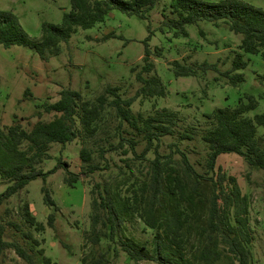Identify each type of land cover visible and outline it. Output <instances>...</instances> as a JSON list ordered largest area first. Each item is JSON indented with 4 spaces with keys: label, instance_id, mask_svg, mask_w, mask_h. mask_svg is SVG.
<instances>
[{
    "label": "trees",
    "instance_id": "16d2710c",
    "mask_svg": "<svg viewBox=\"0 0 264 264\" xmlns=\"http://www.w3.org/2000/svg\"><path fill=\"white\" fill-rule=\"evenodd\" d=\"M158 2L70 0L71 7L63 12L61 22H41L38 38L26 32L12 10L0 8V44L26 45L45 59L46 53L57 54L59 43L68 41L77 28L91 27L104 21L111 9L144 18ZM169 6L174 16L162 18L159 26L169 29L175 36H186L190 23L204 19L214 23L222 20L231 31L240 35L239 47L244 51L257 53L264 46V8L260 6L244 0H170ZM151 34L150 30L142 39L145 45L139 69L134 65L130 67L139 82L134 94L124 96L119 85L107 83L99 93L85 98L78 89L65 86L60 89L57 99L43 105L45 112H54L51 118L37 119L29 128L19 122L0 127V155L4 157L0 162V177L10 181L0 191V204L24 189L30 180L37 177L45 180L55 170L56 166L44 170L35 165L50 155L52 143L64 146L78 137L96 139L98 131L105 128L104 117L109 115L117 120L112 129L118 139L112 141L106 136L107 141L83 145L80 148L82 173L90 175L103 168L96 157L108 165L105 151H116L124 145L132 149L136 158H147L149 150H153L154 155L148 159L145 177L131 193L127 192L132 183L125 187L122 195L118 185L112 187L108 181H97L91 187L92 232L89 239L92 243L98 244L106 237L114 253L121 250L132 260L149 259L157 264H216L223 257L227 264H249L252 235L248 232L246 195L233 176H228L231 184L228 183L224 173L216 172L215 165L220 154L238 153L248 164L264 169V109L248 114L256 108L258 100L253 94H246L245 99L241 98L233 106L216 107L205 113L207 126L201 132V139L206 146V174L197 170L187 151L177 141L169 143V153H161L159 147L163 137L178 133L177 111L163 108L144 115L132 109V103L138 96L165 93L152 59L153 54H160V47L149 46ZM110 36H114L113 31L105 33L102 38ZM261 54L264 57V50ZM170 64L176 75H197L209 68H217L216 63L207 60L184 62L173 59ZM246 64L247 60L237 51L231 65L221 73L230 84L236 85L245 78L244 72L239 70ZM261 97L264 98V91ZM124 123L130 129L122 127ZM258 127L262 128L261 132ZM124 131L130 136H125ZM178 134L180 139L193 136L190 130ZM140 143L143 144L142 149L136 153V145ZM126 151L127 148L123 149ZM212 170L214 174L209 175ZM77 176L71 171L64 180L72 184ZM41 191L43 202L53 210L58 209L46 185L41 186ZM9 210L6 208L5 215H0V264H4L8 248L27 264H36L35 252L42 256L44 249L39 246L40 239L34 232H43L45 223L32 213L27 199L18 206L22 223L6 218ZM130 214H136L153 228L150 249L144 242L120 236L121 227ZM53 219L54 211H49L47 223L50 226ZM7 228H11V232ZM192 237L195 248L192 256L187 257L185 243ZM42 259L45 264L50 263L48 256L43 255ZM102 259L104 254L101 252L94 264H99Z\"/></svg>",
    "mask_w": 264,
    "mask_h": 264
},
{
    "label": "rangeland",
    "instance_id": "374dc122",
    "mask_svg": "<svg viewBox=\"0 0 264 264\" xmlns=\"http://www.w3.org/2000/svg\"><path fill=\"white\" fill-rule=\"evenodd\" d=\"M169 1L159 0L144 18L111 9L104 21L91 27L77 28L68 41L59 43L57 54L46 53L45 59L29 46L0 44V127L19 122L21 126L29 128L37 119L51 118L54 112H45L43 105L57 99L60 89L65 86L78 89L85 98L99 93L107 83L119 85L124 96L134 94L139 82L130 67L134 65L139 69L145 45L142 39L151 30L148 44L152 48L160 47V54H153L152 59L155 71L163 81L165 93L138 96L132 103V109L144 115L163 108L176 110L179 116L178 133L190 130L193 136L183 139L179 138L178 133L164 136L159 150L169 153V143L177 141L187 151L197 170L206 174V146L201 139V132L207 126L205 113L216 107L233 106L246 94H253L258 100L256 108L248 114L264 109V98L261 97L264 91V57L261 54L264 46L257 53L244 51L239 47L240 35L231 31L222 20L214 23L204 19L190 23L186 36H175L169 29L159 26L162 18L174 16ZM244 1L264 8V0ZM70 7V0H0V8L12 10L22 27L34 38L40 37L42 21L61 22L63 12ZM109 31H113L114 36L102 38ZM237 51L242 53L247 64L239 70L244 72V80L233 85L221 71L231 65ZM173 59L184 62L207 60L216 63L217 68H209L197 75H176L170 64ZM103 122L105 128L98 131L96 139L78 137L64 146L58 142L52 143L50 155L35 165L44 170L56 166L55 170L45 180L42 177L30 180L24 189L0 204V215H5V209L9 208L5 217L22 223L18 206L25 199L30 202L32 213L45 223L43 232L34 233L40 239L39 246L44 249L42 256L50 258L49 264H94L101 252L104 259L99 264H157L149 259L132 260L121 250L114 253L106 237L98 244H93L89 239L92 232L91 187L97 181H108L112 187L117 184L122 195L125 187L132 183L126 191L131 193L145 177L148 159L154 155L153 150H149L147 158H136L132 149L124 145L116 151H105L108 165L105 160L96 157L95 160L103 168L85 175L81 172L80 148L93 145V141H107L106 136L112 141L118 139L112 129L117 120L107 115ZM122 127L130 129L126 123ZM258 131L261 132L262 128L258 127ZM123 134L130 136L125 131ZM142 145H136V153L141 151ZM125 148L127 151L123 152ZM174 155L178 156V153L174 151ZM3 159L0 155V162ZM62 160L66 163H59ZM215 170L224 173L225 180L230 184L228 176H233L241 192L246 195L248 232L252 235L249 264H264V169L248 164L238 153H222ZM71 171L77 173L78 178L69 184L64 176ZM208 174H214V170ZM9 183L0 177V191ZM43 184L49 189L58 209L53 210L43 202ZM49 211H54L52 226L47 223ZM22 225L27 228L25 224ZM7 229L11 232V228ZM152 234L153 228L136 214L128 215L120 230V236L144 242L148 249ZM185 248L186 256L191 257L195 248L193 237L186 241ZM42 256L35 252L36 264H45ZM225 259L223 257L216 264H227ZM4 264L27 263L8 248Z\"/></svg>",
    "mask_w": 264,
    "mask_h": 264
}]
</instances>
